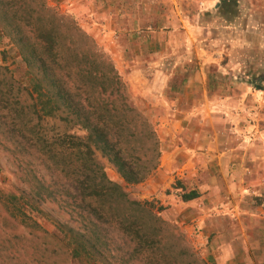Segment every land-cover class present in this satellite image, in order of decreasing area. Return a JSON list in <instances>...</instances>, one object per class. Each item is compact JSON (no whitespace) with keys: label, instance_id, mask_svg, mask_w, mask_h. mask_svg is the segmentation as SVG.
<instances>
[{"label":"rangeland","instance_id":"obj_1","mask_svg":"<svg viewBox=\"0 0 264 264\" xmlns=\"http://www.w3.org/2000/svg\"><path fill=\"white\" fill-rule=\"evenodd\" d=\"M45 1L73 19L110 60L136 106L150 115L160 152L181 145L190 151L199 120L207 123L202 134L216 139L218 148L236 144L234 123L244 126L245 136L240 132L238 137L248 143L242 146L245 155L225 164L224 174L201 175L199 182L190 174L197 167L187 150L171 171L158 177L153 172L132 186L97 159L108 179L131 198L159 206L165 226L206 264H258L253 250L264 239V221L249 213L264 209L254 200L264 194V0ZM0 64H8L15 77L22 75L17 57L0 58ZM202 89L205 108L196 111L186 101L201 100ZM176 119L181 122L173 124ZM20 187L14 156L0 148V193ZM182 189L199 194L182 201ZM234 203L242 211L237 217L227 213L226 205ZM43 208L52 217L66 218L61 205ZM49 243L27 234L0 203V264H45L50 257L86 264L51 254Z\"/></svg>","mask_w":264,"mask_h":264},{"label":"trees","instance_id":"obj_2","mask_svg":"<svg viewBox=\"0 0 264 264\" xmlns=\"http://www.w3.org/2000/svg\"><path fill=\"white\" fill-rule=\"evenodd\" d=\"M0 44L1 61L17 57L23 70L15 77L0 64V148L22 184L0 193L7 216L50 239L51 254L86 264H206L165 226L159 206L131 198L98 161L132 186L155 170L160 148L150 115L91 37L45 0H0ZM254 200L264 208V194ZM48 203L66 218L52 217Z\"/></svg>","mask_w":264,"mask_h":264},{"label":"crops","instance_id":"obj_3","mask_svg":"<svg viewBox=\"0 0 264 264\" xmlns=\"http://www.w3.org/2000/svg\"><path fill=\"white\" fill-rule=\"evenodd\" d=\"M263 76L264 75H260V78L262 79ZM201 92H202L201 100L187 99L188 101H186L189 105L191 104V106L195 108L196 111L203 110L205 108L204 100L207 98V92L204 89H202ZM239 118L240 117L238 116L237 120H239ZM172 122H174L173 124H178L179 122H181V119L178 120L176 119ZM199 123L200 124L195 122L197 126L195 130L197 129V131L199 132L198 133L196 132L197 134L196 137L194 138V141L192 142L193 144L190 151H188L182 145L179 147L175 146L173 149H169V151L167 152H163L161 150L159 159L161 157L162 161L157 165V167L153 171L155 176L157 177L162 176L163 174H166L167 172L171 171V169L175 168V163H177L178 159H180L182 154H184L182 150H187L188 152L192 153L191 156L194 155L192 159L194 163H192L191 165L193 167L196 166L197 169H193V171L190 170V174L193 175L195 180L198 182L199 179H201V175L212 176L216 172L217 173L221 172L222 174H224L225 172L223 170H226L225 164L227 165L229 161H238L239 159H241L242 156L245 155L246 148L242 149V146L245 145L247 146L248 143L244 142L245 139L243 138L240 139L238 137L239 136L238 134L240 132H242V136H245L243 130L244 126L239 127L236 123H234L233 129L237 130L236 132H239L236 135L237 138L235 141L236 144L231 142L227 146L218 148L216 139H214L209 135L202 134L203 132L202 129L204 125H207V123L202 122V120H199ZM252 136H255L254 132ZM258 140H260L259 137ZM216 164H219L220 166L216 168L215 167ZM153 185H155L158 188L159 183L156 182ZM197 189L199 190V187H197ZM197 189L194 190L199 194V191ZM200 189L203 190V188ZM226 208H227L228 216L233 215L234 217H237L240 214V212H242L239 208H237L236 203L232 205L228 204L226 205ZM249 214L254 218H259L261 221H264V209H262L261 207L257 208L255 212ZM253 256L255 257V261L258 262V264H264V239H260L258 246L255 248V250H253Z\"/></svg>","mask_w":264,"mask_h":264}]
</instances>
